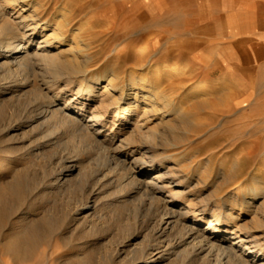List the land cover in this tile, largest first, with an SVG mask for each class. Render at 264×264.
Here are the masks:
<instances>
[{
  "label": "rangeland",
  "instance_id": "374dc122",
  "mask_svg": "<svg viewBox=\"0 0 264 264\" xmlns=\"http://www.w3.org/2000/svg\"><path fill=\"white\" fill-rule=\"evenodd\" d=\"M0 12L13 28L0 66L9 38L45 54L29 79L0 69V264H204L157 235L163 206L264 261V0H0ZM66 101L90 135L54 127L47 112ZM120 160L167 186L156 203Z\"/></svg>",
  "mask_w": 264,
  "mask_h": 264
},
{
  "label": "bare ground",
  "instance_id": "6f19581e",
  "mask_svg": "<svg viewBox=\"0 0 264 264\" xmlns=\"http://www.w3.org/2000/svg\"><path fill=\"white\" fill-rule=\"evenodd\" d=\"M12 32H13L12 26L10 25L9 21L6 19V16L4 15V13L0 12V37L4 36L6 34L12 33ZM49 37L56 38V36L54 34L49 36ZM49 37L48 38L46 37L45 40L43 41V43L44 42L47 43L49 40ZM9 39H11V38H9ZM9 39H7L5 46L7 48L6 51H8L10 53V55H7V57H5V59H7V60H5V62L0 66V69L7 67L8 73L11 72V73L15 74V73L21 72L28 77L31 74L32 68L34 67L33 66L34 65V62H33L34 59L38 60L39 58H43V57H45V54H43L42 52H39V53L37 52V54L29 53L28 49H26L23 46L24 41H23L22 37H21V39H16L13 41H8ZM40 44L41 43H38L37 46L39 47ZM31 76H32V74H31ZM29 78L30 77H28V79ZM81 86L82 85H80V87ZM82 89L85 90V88H82ZM54 106H56V107L50 108V110H49V112H47V114L49 113V116L52 118V121L54 122L55 128H60V129L63 128L66 132L67 131L77 132V133H79V135H83V136L89 134L88 133L89 127L87 125H82L79 121V118H77L78 111L76 112V114L74 116H72L70 113L66 112V108H69V109L72 108V102L71 101H66L64 103V106H63L64 108L60 107L58 105H54ZM129 110L130 109H128V110L123 109L122 110V108L121 109L117 108V114H118V116L124 115V114L126 115V113L129 112ZM96 118L97 117L90 119V121H95V122L99 121ZM67 134H69V132ZM87 137H85V138H87ZM90 137H92V136H90ZM85 143H86V141H85ZM117 162L118 163H116V165H119L121 167V169L124 170L126 172V174L128 175L129 181L134 183L135 194H138L140 196L139 198H141V200L143 202L146 203V201H148V203H152V202L154 203L156 200H158V196H156V194H155L156 191H159L162 188H167V186H165L163 184L162 185L160 184L159 186L156 185L155 187H153L151 182L140 181L137 178L136 174H133L134 171H132L129 164H126L123 160H120V162L119 161H117ZM62 174H63V172H61L59 174V176H61ZM159 177H161V176H159ZM125 178H126V176H125ZM60 179H61V177H60ZM132 183H130V184H132ZM128 186H130V185H128ZM131 194H133V193H131ZM125 196H127L126 193H125ZM125 196L123 198H125ZM126 201H128V200H126ZM125 204H127V203H125ZM125 204H124V206H125ZM157 204L159 206V203H157ZM158 211H160V210H158ZM160 214H161V216H160L161 218H160L157 230H156L157 235L159 237L166 236V240H168V241L176 238L179 240V243H181V242L186 243L187 242L188 247L186 249H184V251H182V254H184V256H188V255L189 256L190 255L196 256V255L204 252V254H205V257L203 259L204 264H252L250 261H248L247 258H245L244 256L237 253L234 246L228 245V244L226 245L223 241H218L216 239L214 240L215 241L214 242L213 238L210 237L209 235H207L206 232L199 231L198 229L195 228L194 225H190V226L185 225V221H186L185 219L186 218H185L184 214H186V212L184 213V211L181 212L178 210L168 209L166 206H163L161 211H160ZM228 215H226V217ZM223 216L225 218V215H223ZM196 219L201 221V219L199 217ZM219 222L217 220H214V222L211 220L208 221L207 226H206V230L212 231L213 234L215 233L217 235L221 234V233H226V231H227L226 229L224 230L218 226L220 224ZM214 237H215V235H214ZM237 238H238V241L236 243V247H239L241 249L244 248L245 251H252L254 253H257L256 251H254V249L252 247H250L248 245V243H246L247 241L245 242V240L247 239L246 236H243V237L238 236ZM178 255H179V253H178ZM259 264H264V261L260 262Z\"/></svg>",
  "mask_w": 264,
  "mask_h": 264
}]
</instances>
